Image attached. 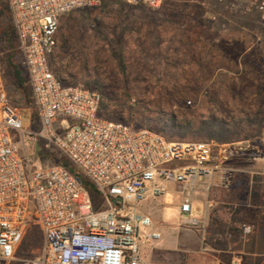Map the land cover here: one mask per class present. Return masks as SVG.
<instances>
[{
	"label": "built area",
	"instance_id": "built-area-1",
	"mask_svg": "<svg viewBox=\"0 0 264 264\" xmlns=\"http://www.w3.org/2000/svg\"><path fill=\"white\" fill-rule=\"evenodd\" d=\"M101 0H7L39 116V129L24 125L21 109L13 106L0 67V263L16 260V252L33 220L44 236L41 254L25 264H150L146 252L161 234L150 215L136 205L162 196L167 182L191 187H228L229 161L250 141L226 144L168 140L147 128L134 129L100 116L102 97L81 85H66L53 72L50 58L58 45L62 18ZM159 9L164 0H115ZM234 15L257 14L264 27V0H226ZM40 139L44 150H57L102 194L101 210L80 180L63 164L33 168L21 155L12 133ZM256 152L264 158V147ZM217 178V183H215ZM32 203L36 210L32 212ZM208 206L212 204L209 202ZM187 192L179 206L185 224L192 218ZM246 234L252 227L245 225ZM219 264H240L232 258Z\"/></svg>",
	"mask_w": 264,
	"mask_h": 264
},
{
	"label": "rangeland",
	"instance_id": "rangeland-1",
	"mask_svg": "<svg viewBox=\"0 0 264 264\" xmlns=\"http://www.w3.org/2000/svg\"><path fill=\"white\" fill-rule=\"evenodd\" d=\"M119 16L125 21L116 28L114 17ZM67 24L65 50L61 49L59 31L50 64L56 73L68 68L77 74L76 85L87 88L88 82L98 80L106 94L126 98L131 106L141 101L148 111L174 110L185 113L188 119L204 118L211 112L237 119L251 114L246 126L251 136L239 140L250 141V145L233 158L236 165L232 166L230 187L219 189L208 227L211 245L226 261L240 257V264H264V247L257 241V210L244 208L258 207L263 187L258 170L262 157L256 152L264 147V27L258 15H234L227 9L226 0H164L156 10L101 0L93 7L66 14L60 27ZM157 30L159 45L154 37ZM84 57L89 64L82 70ZM118 60H123L126 72L119 70ZM173 99L179 101L171 105ZM20 109L25 127L38 130L39 118L33 121L30 109ZM128 123L136 126L134 121ZM12 134L20 143L21 155L28 156L36 168L43 146L40 139L27 136L23 146L20 133ZM187 141L196 142L191 136ZM48 151L62 155L54 149ZM165 185L164 195L138 203L136 210L152 216L162 236L159 243L164 246L183 247L193 235L201 242L202 231L185 224L183 219L189 215H181L178 208L189 192L192 216L203 219L209 202L206 204L205 194L197 187L211 193L209 182L194 184L193 188L172 181ZM208 198L212 201L215 196ZM31 208L35 211L36 204ZM245 225L252 227L251 233L244 232ZM43 247L44 236L37 226L21 255L0 264H25V260L38 257ZM146 257L150 264L200 262L191 256L155 250L147 251Z\"/></svg>",
	"mask_w": 264,
	"mask_h": 264
},
{
	"label": "trees",
	"instance_id": "trees-1",
	"mask_svg": "<svg viewBox=\"0 0 264 264\" xmlns=\"http://www.w3.org/2000/svg\"><path fill=\"white\" fill-rule=\"evenodd\" d=\"M115 1V0H113ZM114 27L118 28L125 20L124 17H114ZM69 24L60 27L61 31V49L65 50V45L68 42V37L64 33V30L68 28ZM154 37L159 45L160 32L157 30ZM54 54V53H53ZM52 54V55H53ZM22 53L17 41L16 30L12 21V17L9 12L7 0H0V67L5 83V87L9 96L10 103L18 108H28L31 111V118L33 121L37 120L38 111L32 95V90L29 83V78L24 66L21 64ZM119 61V70L126 72V66L123 60ZM95 62L98 61V57H95ZM89 64L88 58L82 60V70L87 68ZM53 70V69H52ZM66 85L77 84V74H74L65 68L64 70L56 73ZM65 74V76H63ZM70 82V84H68ZM87 88L95 90L101 94L102 101L100 107V116L104 119L111 121L124 122L134 129L147 128L152 131L162 134L168 140H180L187 141L191 136L196 142H215L218 144H226L242 139L250 138V133L247 130V124L251 122V114L246 113L241 119H237L234 116L225 117L216 115L215 112H211L204 118H192L188 119L185 113H177L174 110L166 111H148L145 108V103L138 101L134 106L128 104V99L117 98L111 94H106L102 90V85L98 80L88 82ZM95 88V89H93ZM262 95V93H259ZM179 100L173 99L171 105H175ZM216 105V103H215ZM134 121L136 126L129 124L128 122ZM39 157L43 162L49 164H63L68 170L75 175L81 182L83 188L87 191L91 197L96 210H101L103 203L102 194L97 186L82 173L77 170L73 165L68 163L65 157L59 155L56 152L46 151L42 149L39 151ZM47 164V163H45ZM40 228L33 222H30L26 230L23 241L16 252V255L20 256L22 250L26 249V242L32 229ZM41 230V228H40ZM176 254V253H175Z\"/></svg>",
	"mask_w": 264,
	"mask_h": 264
},
{
	"label": "crops",
	"instance_id": "crops-1",
	"mask_svg": "<svg viewBox=\"0 0 264 264\" xmlns=\"http://www.w3.org/2000/svg\"><path fill=\"white\" fill-rule=\"evenodd\" d=\"M225 165L227 167L232 168V166L236 165V160L231 159L229 161H226ZM258 170L260 172V175L262 176V181H263V187H262L258 207H244V208H248V210L250 208L253 210L254 209L257 210V231H256L257 241H258L259 246L262 243L263 247H264V158L260 159V161L258 163ZM215 183H217V178H216ZM201 187H197V190L199 189L200 192H203L205 194L206 204H207V202H210L212 205L214 202L218 203L216 201V197H219V192H220L219 189L221 188L220 186H212V188H211L212 190L210 189L212 191L211 193L215 196L214 200H212V201L209 200V198H208L209 196L212 195L210 193V191L205 190L204 188H201ZM229 187H230V185L226 188H229ZM231 192H233V191H231ZM230 193H227V196ZM214 208L215 207L206 206V215L203 219L194 218L192 216V218L197 219L200 222V224L194 228L196 230L202 231L203 235H202L201 242L198 243V241H197L198 239H196V236L193 235V236L189 237L190 239L188 240V242L183 247L164 246V244L159 243V241L162 239V236H161V238L154 243V245L151 249H153L155 251H164V252H168V253H170V252L171 253H179V254H182L186 257L191 256V257L196 258L200 261V262H192L191 264H219V263H224V262L229 261L231 258L227 261L225 259L226 257L222 258V256L220 255L221 251L215 249L211 245V242H210L212 235H211V233L209 231V227H208L210 220H211V219H209V215L211 212H213ZM148 215H150V214H148ZM151 218H152V216H151ZM188 218L189 217L184 218L183 222L185 223V220ZM153 223H154V221H153ZM154 228L158 232V230L155 226V223H154ZM193 234H195V233H193ZM263 249L264 248H262V250ZM153 250L149 249L148 251L152 252ZM238 258L241 259L240 257H236L235 259H238ZM165 264H170V263H165Z\"/></svg>",
	"mask_w": 264,
	"mask_h": 264
}]
</instances>
